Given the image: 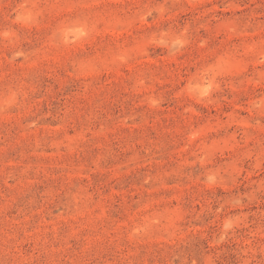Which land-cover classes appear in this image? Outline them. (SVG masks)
<instances>
[{"label":"rangeland","instance_id":"rangeland-1","mask_svg":"<svg viewBox=\"0 0 264 264\" xmlns=\"http://www.w3.org/2000/svg\"><path fill=\"white\" fill-rule=\"evenodd\" d=\"M0 264H264V0H0Z\"/></svg>","mask_w":264,"mask_h":264}]
</instances>
